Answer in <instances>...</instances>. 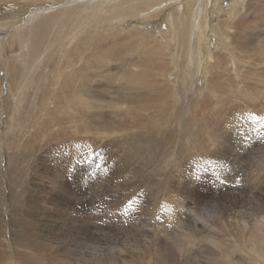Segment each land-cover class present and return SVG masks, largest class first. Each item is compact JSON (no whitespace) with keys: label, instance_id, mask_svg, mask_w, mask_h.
<instances>
[{"label":"rangeland","instance_id":"374dc122","mask_svg":"<svg viewBox=\"0 0 264 264\" xmlns=\"http://www.w3.org/2000/svg\"><path fill=\"white\" fill-rule=\"evenodd\" d=\"M9 1L11 0H0V81L2 88V95L0 97V102L2 104V108H0L1 118L5 117L6 113L8 112L7 105L5 103L6 100H17L14 106L17 108L15 110L13 109V115L15 116L14 120L11 121L13 125L11 124L9 126V123L3 121V118L0 120V130L1 133L3 132L1 134L0 142V145H3L1 149V161L3 162L5 171H3L1 179L3 180L2 183L4 195L6 193L5 196L3 195V198L1 195L0 203H2L1 207L4 206L3 210L1 208V211H3L1 212V214L3 213L2 218L4 219H2L1 224H3L4 227L9 228L6 231V236L11 238L9 240L8 238L4 239H7L9 242L11 240L14 246H18V242H16V240L10 234V227H12L11 223H14L15 217L17 216L15 206H21V203L26 205L23 207V210L25 209L26 211H32L36 216L34 221L38 220L43 215H41L42 212L34 208V206H27L25 201L21 203L19 202L18 204L12 199L15 197L14 190L10 184L11 180H9V175L7 172L8 169L6 170L5 166L7 160L8 162H13V157H16V145L23 143L26 148L28 147V141L26 138L29 132L32 130L36 132L37 127H35V125L44 119V112L50 106V98L53 95L57 84L59 83V79L62 76L61 74L63 72V67H65L64 64L66 62V57H68V55H70L72 52L78 53L82 47L80 45L83 44L82 42H84V40L86 41L87 39L93 41L91 48L96 47L101 50H105L109 48V46H114L113 44L115 42L113 37H116L120 40V37L123 38V36L128 35L127 38L129 37V39L131 38L133 41L134 37H140L142 35L146 36L148 34L155 42H163V46H167L166 52H163L165 53L163 57H167L168 63L166 69L171 71H169L168 74H171V78L169 79L171 80V91L174 90L172 98L173 100L171 101L175 102V104L179 105L180 107H185L192 103L195 97H200V94H204L202 90L203 85H201V82H204V73L197 69L198 51L202 49V46L203 48H206L207 46L219 47L220 44H224L222 37H226V35H223V31L227 27L226 22L230 19L229 17L232 16L231 11L235 9L236 11L245 13V10L247 12V9L244 6L246 0H45L44 2L43 0H35L36 2L30 0V3H34L33 5L30 4L31 7L29 4L25 5L23 0L22 5L20 4L21 2L19 3L21 0H14V3ZM19 5L24 6V9H22ZM25 6H27V8ZM162 6L164 8H162ZM164 10H166V12ZM263 16L262 19L264 18ZM177 21L179 23H177ZM258 22L260 25L264 26V21L260 20ZM218 24H220V27H223L224 25L225 26L213 34L211 27L212 25L216 26ZM178 25L180 26V29ZM252 27L253 26L245 28H249V31L252 29L253 31L250 33V39L253 38V40L249 39L250 41H255L259 38V36H263L262 38H264V29L262 27L259 28L257 24L254 29ZM158 30L161 33V36L158 35L160 34ZM199 36L205 37V40L203 39L201 41ZM204 42H207V44ZM223 51L226 52V55L228 54V56H224L223 62L220 63L217 61V59H215L217 51L215 52L214 49L212 50L213 53H204V56L207 58L204 62L209 68L211 67L213 69L215 67L210 65L211 63L214 64V62L217 63V67H223L226 65L228 66V64H230L231 70L227 69V71L230 72L229 75L234 78V82H232L237 85V87L233 89L237 91L236 96L238 98L234 103H232V106H234L236 103H240L245 116L242 114L243 116L240 117V115L234 113V110H231L232 112L230 111L227 114V118L219 120V123H222L220 126L224 127L227 126L226 124H228V122L226 121L229 120L231 124L237 126L236 128H238L239 131L237 132V136H235L234 139L239 142L238 146H235L236 141L232 137V139H230L232 142L231 145L233 144L232 146L236 147V150L233 153H228L225 158H219L213 155L210 156L211 149H206L204 143L202 142V138L198 135H194L193 139L190 137L187 140L188 146L186 147H188V150L183 147L184 143H182V141L180 144L181 137H174L175 139L173 137H164L163 143L165 146L161 149V154L163 155L162 158H160L161 154H159V157L154 156V158L157 157L158 161H154V159L153 162L149 163L145 161L146 167L145 169H142L140 163L137 162L139 161L137 157H140L142 154H146L147 149L143 153H138V155L135 157V161H133L134 157L130 155V149L133 152L135 150L134 148H126L125 145L123 146L118 144L114 145L113 148H110L109 145L105 146V143L107 142L105 137H108V132L106 130V134H103L104 136L102 138H95L97 144L94 148L97 150L94 149L88 152H86L83 144L76 142L77 139H72L74 140L73 142L69 141L70 134L68 132H72L69 129H67L68 132H64L66 134L65 136L59 135V137H47L49 139L45 138V141H43V146L48 147L46 143L50 142L49 144H52L51 148H53V151L48 152L47 149L42 148L40 152L41 155H43L42 158L45 159L48 166L55 164L57 165V167H55L56 176H53L55 185H59L58 178L60 174L63 175L67 180L71 179L72 176L74 181L79 182L78 184H74L73 181H70L65 187V190L67 188L71 192L75 191L74 193H78L82 199L84 197L82 204L83 212L71 211V214H73L74 217L78 218L81 216L84 222L86 218L88 222L93 221V223L97 220L95 217V212L89 213L87 215L88 217H86L85 207L86 203L88 202V197L87 194H85V191L90 192L89 190H100V199H103V197L105 198L115 191L113 196L116 198V200L112 202L113 205L110 204L112 209L110 210L115 212V214L117 213L120 217H117L114 221L116 222L115 225L117 227L114 226L115 231L112 237L118 238L121 241H127L128 244L132 243L129 237L134 235L136 238L140 237V239L143 240L149 239L150 242L155 243L159 239V236H161L163 240L166 238V241L170 240L172 242L174 241L173 235L175 236L176 234L171 236L173 238L172 239L171 237L169 238L170 235L164 234L163 231L167 229L166 231L168 232L173 231L174 228H178L176 224L180 223L181 220L186 219V216L183 215V210H185L187 207L191 208V204L194 201L188 200L182 190H179L180 193H176V191L173 192L175 197L180 202L174 203V201H172L170 193L182 186V183L176 180L177 176L180 175L185 180L183 184L185 189L194 191L195 193L199 192L201 198H203L205 201L211 196L218 195V197L223 198L232 191L235 192V196L242 197L243 200L241 201L245 202L247 197L250 199L249 197L257 195V192L251 190L250 186L256 182V179H260L255 177V175L257 176V171L264 167V119H262L259 110L262 106H264V76H259L258 74L260 73L259 69L264 67V65H259L264 61V51L260 48L257 49L255 53H252L251 60H253L249 63H243L239 58V55H247V53H234L233 55L229 52V50L227 51L222 49L221 52ZM211 54L213 57H210ZM107 57L106 59H110V57ZM233 59L238 62L240 60L243 65L239 64L237 67ZM124 60L126 59H123L122 61L119 60L121 63H113V61L111 62V64L113 63L115 66L114 76L117 75L116 69L117 71L119 70L122 72V64L128 63ZM104 62L105 60L100 62L98 65L108 66V64H105ZM256 63H258V65H256ZM132 66L133 64L131 67ZM13 67H18L20 69V73L17 77L18 82L17 84H14V87H12L8 81V69ZM133 69L137 70L135 66H133ZM125 71L128 72V68L125 69ZM112 75L113 73L110 77H97L94 79V83H99L98 81H101V83H103L105 86L111 85V87H107L108 89L111 88L113 91H122V89L126 87L125 79H123L122 76L115 79L112 78ZM109 80L112 84L109 82ZM114 80L118 81L114 82ZM240 86H248V88H250L253 92L259 93L261 99L254 100V105L252 103L250 104L249 102L239 100L244 98V95L242 96V94H240L242 92V88ZM105 90L107 92L110 91L109 93L111 96L113 91L110 89L108 91L106 88ZM123 92L126 91L123 90ZM113 104L114 103H110L109 105ZM113 106H115L116 110L119 108L115 104ZM120 110L121 109L117 110L118 113ZM108 111L110 113L111 109ZM108 118L111 120L112 124H120L118 121L119 117L116 115V113H110ZM241 118L245 125V131L240 130L239 127V124H241ZM137 126L138 130L136 128V134L137 137H139L141 135L140 133H142V128L140 125ZM8 128L11 132H9V135L7 136L6 133L9 130ZM79 134L84 139L91 138V136H89L90 134H87V136L83 134V136L82 133H78L77 136H79ZM113 134L116 136L118 135V132L114 131ZM130 139L134 140L132 136H130ZM24 141L26 142L24 143ZM66 141L69 142L66 143ZM189 141H191L190 146L188 144ZM67 144L72 145V147L66 146ZM179 156H181L180 165L177 168L171 169V164L169 165L166 160L171 159L173 161ZM237 161L241 163H237ZM58 164H60V166ZM162 167H166L165 170ZM121 170H123V172ZM23 174H25V172H23ZM38 180L39 179L37 178L35 179L36 182L40 181ZM219 181L226 183L224 186L229 188L224 189V186ZM24 182L25 181H23V183ZM99 182L100 184H98ZM106 184L109 185L106 186ZM194 184L197 186L200 185V189L197 188L196 190V186H194ZM47 185H49V188H51L50 184ZM64 185L60 186V188L64 189ZM116 189L118 191H116ZM104 190H108L110 193H104ZM15 192L18 193L17 191ZM35 193L37 192H32V194ZM92 193L93 192L88 193V196ZM119 194L121 195L120 197L122 199H118ZM107 200H109V198ZM120 201H122V203ZM182 203H189V205L186 207ZM215 204L225 206V203L219 204L215 202ZM238 208L239 207L236 209L240 210V208ZM101 209L104 211V205L101 206ZM241 209L243 208L241 207ZM214 214H216V212ZM182 215L185 218L182 217ZM19 216L22 217L21 219L25 218V214H23V216L20 214ZM215 216L217 217V214ZM167 218L170 219L168 220ZM98 220L100 221L99 218ZM195 220H198V218H192V221ZM159 221V226L157 224V228L155 227L154 229H151L150 224H155ZM198 221L202 222V220ZM41 224H44L43 221ZM74 224L75 223L72 224L71 229H65V226L61 225V223H52L50 225L48 223V225L43 228L44 230L40 227L36 228V230H33L35 233L39 231V235L35 236L33 239V242L36 244V248L40 247L41 250L44 249V253L41 254L40 257H37L38 262L35 263L51 264L55 255L59 252L58 250L61 252L62 248L67 246L66 243H71V241L69 242L64 240L66 235L64 234L62 237V232L65 230L66 233H72ZM84 225L82 226L83 230H80L77 223V229H79L81 232L79 235V240L82 241H84L85 238L91 239L89 236H87L86 224ZM91 225L93 226L92 223ZM130 226L135 227V229H130ZM101 229L102 225L100 223V230ZM100 230L99 232H102V230ZM156 230H161L162 232L156 233ZM81 237H84V239ZM95 238L96 237H94V239ZM91 242L92 243L88 244L87 246L91 245V247H93L91 250L95 249L98 251L97 245L93 243V241ZM47 244L48 246H51L47 247ZM179 244L180 243L176 245L178 246ZM197 245L201 246L199 244V240L194 241V243L190 242L185 247L189 246V249L191 250ZM3 247L0 246V249H4ZM105 250L110 260H112L111 255L113 254H109L110 252L107 249ZM8 251L10 253H4L8 257L7 260L0 258L3 260V264H15L16 261L19 262L18 264H25V261H29V259L32 260L31 257L34 255L32 254L30 257L26 258V254L21 256L19 251L16 249H12L11 251L8 248ZM82 251L85 253L84 248H82ZM82 251L79 253L85 257V254H83ZM195 252H197V249ZM195 252L193 253L195 255H192L196 259L201 257L199 253L196 254ZM36 253L40 254V251L38 250ZM98 253L100 257V252L98 251ZM99 257L98 263L105 264V262L100 260ZM183 259L184 256L182 255V260ZM75 261L76 259L69 264H75ZM201 263H203L202 260Z\"/></svg>","mask_w":264,"mask_h":264},{"label":"bare ground","instance_id":"6f19581e","mask_svg":"<svg viewBox=\"0 0 264 264\" xmlns=\"http://www.w3.org/2000/svg\"><path fill=\"white\" fill-rule=\"evenodd\" d=\"M11 1L13 2L14 0ZM29 1L30 0H23L25 5L32 4ZM33 1L36 2L35 0ZM44 1L45 0H43V2ZM23 2L22 0L19 1L21 5ZM244 6L247 9V12L245 10V13L236 11L235 9L231 11L232 16L229 17L230 19L226 22L227 27L223 31V35H226V37H222V41L224 42V44H220L219 47H215L207 46V42H204L206 43L205 45L207 47L203 48L202 46V49L198 51L199 53L197 69L204 73V82H201V85H203L202 90L204 94H200V97H195L192 103L185 107H180L179 105L175 104V102L171 101L173 100L172 98L174 90L171 91V80H169L171 78V74L168 75L170 70L166 69L168 60L167 57H163V55L165 54L163 52H166L167 46H163V42H155L148 34L146 36L142 35L140 37H134L133 41L131 38H127L128 35L123 36V38L120 37V40L116 37H113L115 43L111 44H113L114 46H109V48L105 50H101L96 47L91 48L93 41L87 39L86 41L84 40V42H82L83 44L80 45L82 47L78 53L72 52L70 55H68V57H66V62L64 64L65 67H63V72L61 74L62 76L59 79V83L57 84L53 95L50 98V106L44 112V119L35 125V127H37L36 132H34L33 130L29 132L26 138L28 141V147L26 148L23 143L16 145V157H13V162H8L7 160L5 166V169L9 170H7V172L9 175V180H11L10 184L14 190L15 197L12 199L18 204L19 202L21 203L25 201L27 206H34V208L42 212L41 215L43 216L34 221V218H36L34 213L30 210H23V207H25L26 205L21 203V206H15L17 216L15 217L14 223H11L12 227H10L11 236L16 240V242H18V246H14L11 240L10 242L8 241L11 238L9 236H6V231L9 228H6L3 226V224H1L3 219V213L1 214V212L3 211H1V208L3 210L4 206L1 207L2 203H0V246H4V249H0V258L7 260L8 257L4 253H10L8 251V248L11 251L12 249H16L19 251L21 256L23 254H26V258L34 254L31 257L32 260L29 259V261H25V264H37L35 263L38 262L37 257H40V255L44 253V249L41 250L40 247L36 248V244L33 242V239L35 236L39 235V231L35 233L33 230H36V228L38 227L43 229L48 225V223L49 225L52 223H61V225L65 226V229H71L72 224L75 223L73 225L74 229L72 233H66L65 230H63L62 237L65 234L66 237L64 238V240L69 242L71 241V243H66L67 246L63 247L61 252L60 250H58V253L56 252L57 254L53 258L51 264H69L75 259V264H99L98 251L101 255L99 257L100 260L104 261L105 264H200L201 260L203 261V263L201 264H264V167H262L258 171L256 170L257 176L255 175V177L260 179H256V182H254L250 186L251 190L257 192V195L249 197L250 199H248L247 197L246 202L241 201L243 200L242 197L235 196V192L233 191L223 198L218 197L217 195L211 196L205 201L203 198H201L198 191V193H195L194 191L185 189L183 185L185 180L182 176H177L176 180L182 183V186L178 187L177 189L173 190L172 193H170L172 201H174V203L180 202L173 193L174 191H176V193H180L179 190H182L184 192L188 200L194 201L191 204V208L187 207L189 203H182L187 207L185 210H183V215L186 216V219H183L180 221V223L176 224L178 228H174L173 231L168 232L165 228L166 230L163 231L164 234L170 235L169 238L173 234H176L175 236L173 235L174 241H166V238L163 240L162 237L159 236V239L155 243L150 242L149 239H140L139 236V238H136L134 237V235L129 237L132 243L128 244L127 241H121L118 238L112 237L115 231L114 228L117 227L115 225L116 222L114 221L117 217H120L117 213L116 215L115 212L111 211L112 209L110 206V204H112V202L116 200V198H114L113 196V193H115V191L105 198L102 196L103 199H100V190H89L90 192H93L89 196L88 193L90 192L84 190L85 194H87L88 197L86 207L84 206L86 209V217H88L87 215L89 213L95 212V217L97 220L93 223V221L88 222L86 218L84 222L81 216L78 218L74 217L73 214H71V211L83 212L82 204L84 197L82 199L78 193H74L75 191L71 192L67 188L65 190V187L70 181H73L74 184H78L79 182L74 181L72 179V176L71 179L67 180L63 175L60 174L58 178L59 185H55L53 176L56 173L55 167H57V165L55 164L52 166H48L45 159L42 158L43 155H41L40 152L42 148L47 149L48 152L53 151V148H51L52 144H49L50 142L46 143L48 147L43 146V141H45V138L49 139L47 137L52 136L59 137V135L65 136L66 134L64 132H68L67 129H69L72 131L71 133L68 132L70 134L69 141L73 142L75 139H77L76 142L79 144H83L86 152L95 149L94 147L97 144L96 139L102 138L104 136L103 134H106L105 130L108 132V137H105L107 139L105 146L109 145L110 148H113L114 145L118 144L123 146L125 145L126 148H134L135 150L133 152L130 149V155L134 157L133 161H135V157L138 155V153H143L147 149L146 154H142L140 157H137L139 161L136 160L140 163L142 169H145L146 167L145 161L147 163L153 162V159L154 161H158L157 157L154 158V156L159 157V154H161V149L165 146L163 143L164 137H181L180 144L182 141V143H184L183 147L188 150V147H186L188 146L187 140L190 137H192L193 139L194 135H198L202 138L203 141L200 138L199 139L204 143L206 149H211L210 156L213 155L215 157L225 158L228 153H233L236 150V147H233V144L231 145L232 142L230 139H234V137L237 136V132L239 130L238 128H236L237 126L231 124L229 120L226 121L228 122V124H226L227 126L221 127L220 125H222V123H219V120L223 118L226 119L227 114L231 110H234V113H237L238 115H240V117L243 116L242 114H244L245 116L240 103H236L234 106H232V103H234L235 100L238 99L236 96L237 91L233 89L237 87V85L233 83L234 78L230 76V72L227 71V69L231 70L230 64H228V66L226 65L223 67H217V63L214 62V64L211 63L210 66L215 68H209L208 65L204 62L207 59L204 56V53H213L212 50L214 49L215 52L217 51L215 59H217V61L220 63L223 62L224 56H228V54L226 55V52H221L222 49L227 51L229 50V52L233 55L234 53H247V55H239V58L243 63H249L253 60H251L252 53H255L257 49L260 48L264 51V38H262L263 36L261 37L258 35L259 38L256 40L254 39L256 42L250 41L253 40V38L250 39V33L252 29L251 31H249V28L245 29L246 27L250 26H253L252 28L254 29V27H256V24L259 26V28L262 27L264 29V26L260 25L258 22L260 20L264 21V18L262 19V16L264 14V0H246ZM20 7L24 9V6ZM25 7L27 8V6ZM162 8L164 7L162 6ZM166 10L164 11L166 12ZM177 23L179 22L177 21ZM179 25L178 27L180 29ZM223 27H220V24L216 26L212 25L211 30L214 34L217 30H221V28ZM158 35L161 36V33ZM199 37L201 38V41L203 39L205 40V37ZM259 51L262 52L261 50ZM107 56L110 57V59H106ZM210 57H213V55L211 54ZM123 59H126L124 61L128 63L122 64V72L119 70L117 71L116 69L117 75L114 76L115 66L113 63L120 62ZM104 60V63L108 64V66H106L105 64L104 65L106 67L99 66L98 64ZM233 60L235 61L237 67L239 64L243 65L240 60L239 62L235 59ZM112 61L113 63L111 64ZM258 63H256V65H258ZM132 64L137 68V70H134L133 66L131 67ZM259 65H264V61ZM127 68L128 72L125 71V69ZM8 70V81L10 82L11 86L14 87V84H17L18 82L17 77L20 73V69L18 67H13L9 68ZM259 70V76H264V67H261ZM112 73V78L115 79L122 76L126 81V87H124L125 89L123 88L122 91H119L117 89V91H113L111 90V88H109L111 91H113L110 96V91L107 87H111V85L105 86L103 83H101V81H98L99 83H94V79L97 77H110ZM115 81L118 80H114V82ZM105 88L109 92H107ZM241 88L242 92L240 94H242V96L244 95V98H241L239 100L246 101L254 105V100L261 99L260 94L253 92L250 88H248V86H243ZM123 90L126 92H123ZM1 92L2 88L0 90V97L2 95ZM16 101L6 100L5 102L8 112L6 113V116L2 118L3 121L9 123V126L12 124L11 121L14 120L15 117L13 115V109L15 110L17 108L14 107ZM110 103H114L116 106H118L119 108H117L121 109L120 112L118 113V109L116 110L115 106H113L114 104L109 105ZM0 108H2L1 102ZM110 109V113H116V115H118V121L120 122L119 125L112 124L111 120L108 118V116H110L108 110ZM259 110L262 119H264V106H262ZM2 118L0 115V120ZM240 123V130L245 131V125L242 118L240 120ZM137 125H140V127L142 128V133H140L141 135L139 137H137L136 134V128L138 127ZM114 131H117L118 135L114 136ZM9 132H11L10 129L6 133L7 136L9 135ZM2 133L0 130V142ZM75 133H82V135L84 134L86 136L87 134H90L89 136H91V138L87 137L88 139H84L80 136V134L79 136H77V134ZM130 136H132L134 140H131ZM234 140L236 141L235 146H238L239 142L236 139ZM69 141H66V143H68ZM25 142L26 141H24V143ZM188 144L190 146L191 141H189ZM2 146L0 145V200L1 195L2 198L4 195L2 183L3 180L1 179L4 171V165L1 161ZM66 146L72 147V145L68 144ZM162 156L163 155L161 154L160 158H162ZM166 162L169 165L171 164V169L177 168L181 163V156L175 158L173 161L171 159L166 160ZM237 163L241 162L237 161ZM58 165L60 166V164ZM121 171L123 172V170ZM23 172H25V174H23ZM36 178L40 181L38 180L39 182H36ZM23 181L25 182L23 183ZM47 184H50L51 188H49V185ZM98 184H100V182ZM225 184L226 183H222L223 186ZM62 185H64V189L60 188V186ZM108 185L106 184V186ZM194 186H196V190L197 188L200 189V185L197 186L196 184H194ZM227 188L229 187L224 186V189ZM15 191H17L18 193H16ZM116 191L118 190L116 189ZM32 192L37 193L32 194ZM104 193L108 194L110 192L108 190H104ZM120 196L121 195L119 194L118 199L121 198ZM108 198L109 200H107ZM212 201H215L219 204L225 203V206L217 205ZM120 202L122 203V201ZM102 205H104V211L101 209ZM237 207H239L240 210H237ZM241 207L243 209H241ZM215 212L217 214V217L215 216L216 214H214ZM20 214H22V216L23 214H25V218L21 219L22 217L19 216ZM183 215L182 217H184ZM98 218L100 219V221L98 220ZM107 218H109L110 220ZM192 218H198V220H202V222H199L198 220L192 221ZM42 221L44 223L43 225L41 224ZM77 223L80 230L82 229V226L86 224V234L91 239L85 238L84 241L79 240V235L81 232L79 231V229H77ZM91 223L93 224V226L91 225ZM100 223L102 225V232H99ZM157 224L159 226L160 221L155 224H150L151 229H154ZM129 228L135 229V227L133 226H130ZM158 232L162 231L156 230V233ZM145 233L148 234L147 232ZM94 237L96 238L94 239ZM4 238H8V240ZM81 238L84 239V237ZM196 240H199V244L201 246H194L191 250L189 249V246L185 247L190 242L194 243V241ZM91 241H93V243L97 245L98 251L95 249L91 250V248H93L91 247V245L87 246L88 244L92 243ZM178 243L180 244L177 246L176 244ZM50 246L51 245L48 246L47 244V247ZM82 248L85 249V253L82 251ZM105 249L110 252H108L109 254H113L111 255L112 260H110V258L108 257ZM196 249L197 252H195ZM38 250L40 251V254L36 253ZM80 251L85 254V257L84 255L80 254ZM194 252L196 254L199 253L201 257L196 259L193 256L195 255L193 254ZM182 255L184 256L183 260ZM18 263V261L15 262V264ZM0 264H3V260L1 259Z\"/></svg>","mask_w":264,"mask_h":264}]
</instances>
